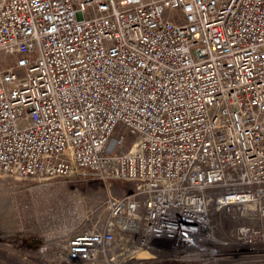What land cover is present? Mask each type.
Segmentation results:
<instances>
[{"label": "built area", "instance_id": "obj_1", "mask_svg": "<svg viewBox=\"0 0 264 264\" xmlns=\"http://www.w3.org/2000/svg\"><path fill=\"white\" fill-rule=\"evenodd\" d=\"M0 55L1 174L133 184L70 260L201 264L224 211L228 254L259 251L264 0H0Z\"/></svg>", "mask_w": 264, "mask_h": 264}, {"label": "rangeland", "instance_id": "obj_2", "mask_svg": "<svg viewBox=\"0 0 264 264\" xmlns=\"http://www.w3.org/2000/svg\"><path fill=\"white\" fill-rule=\"evenodd\" d=\"M9 60L0 55V64ZM132 188L127 180L104 182L81 173L49 180L0 173V264H82L68 258L69 239L81 230L103 226L108 217V197L121 196ZM213 217L216 236L229 241V245L214 246L210 258L201 264H264V242L259 243L255 254H228L238 245L234 241L235 230L250 222L248 219L226 211ZM128 248H118L116 254L120 255L104 264H135L125 261ZM142 264L176 263L158 255Z\"/></svg>", "mask_w": 264, "mask_h": 264}, {"label": "bare ground", "instance_id": "obj_3", "mask_svg": "<svg viewBox=\"0 0 264 264\" xmlns=\"http://www.w3.org/2000/svg\"><path fill=\"white\" fill-rule=\"evenodd\" d=\"M142 254H144V253H142ZM145 254H147V253H145Z\"/></svg>", "mask_w": 264, "mask_h": 264}]
</instances>
